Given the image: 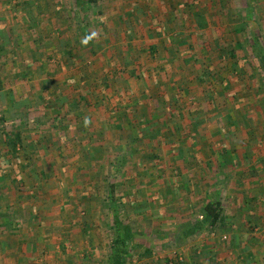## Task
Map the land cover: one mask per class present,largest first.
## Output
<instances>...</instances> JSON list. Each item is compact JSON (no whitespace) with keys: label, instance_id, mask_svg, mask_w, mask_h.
<instances>
[{"label":"rangeland","instance_id":"obj_1","mask_svg":"<svg viewBox=\"0 0 264 264\" xmlns=\"http://www.w3.org/2000/svg\"><path fill=\"white\" fill-rule=\"evenodd\" d=\"M253 30L264 45V0H0V112L22 137L0 131V263L23 241L21 264H101L116 200L128 264H264V72L212 63L214 36L250 52ZM210 197L223 217L195 230Z\"/></svg>","mask_w":264,"mask_h":264},{"label":"trees","instance_id":"obj_2","mask_svg":"<svg viewBox=\"0 0 264 264\" xmlns=\"http://www.w3.org/2000/svg\"><path fill=\"white\" fill-rule=\"evenodd\" d=\"M86 1L89 3L97 2V0H86ZM249 11H251V10L249 9ZM252 11L254 14V12L256 11L255 8H253ZM206 15L207 14L203 11V8L198 7L191 14V17H192L191 22L193 24H196V26H198L200 28L203 27V29L206 30L210 26V22H209ZM231 28H232L233 32L236 34L240 33L238 30H242V31L244 30L243 29L244 27L242 25H240V26L236 25L235 26L233 24V26ZM88 34H89V31H87L85 36H87ZM212 35L214 36V33ZM250 38H251L250 40L253 42V44H252L253 50H252V48H250V52H249L248 49L245 47L246 43L244 44L243 41H235L234 45L232 47L226 48L225 45H224V47H222V43L221 42L219 43L220 39H217L214 36L213 42H215L216 44L213 45L212 49L217 47L220 49V53H219V55L215 56V58L216 57L219 58V61L215 63V61L212 60V63L215 64L214 67H216L217 63H220L223 61H226L223 63V65L227 64V66H226L227 70H225L224 73L222 74L225 76L222 77L221 82L225 78L228 79L229 74H231V73H229V74L226 73L229 70V68H232L231 70H234V68H235L236 72L232 73V75H234L236 73L237 74L236 76L248 74L251 71L253 72L254 69H256L257 71L259 70V71L264 72V68L262 67V64L264 65V45L262 43H260V41H259V39L261 38L260 33L253 30L252 34L250 35ZM183 41L185 42V40H181V39L178 40V38L173 37V43H175L177 45H180L181 42H183ZM224 43H225V41H223V44ZM191 44L193 45L194 43L192 42ZM210 45H212V43ZM238 47L245 48L246 55L248 57H250L249 59H251V61H249L247 63V66H248L247 69L245 67H243V64H241V69L237 71V67L239 66L238 63H236V62L234 63V61L232 63H230L228 61L230 59L236 58V55L238 53ZM150 48H152V47H150ZM152 50H154V49L152 48ZM210 57H211V59L214 58L213 56H210ZM252 59H254V60H252ZM254 63H256L257 65H255ZM229 72H230V70H229ZM155 74H158V73H155ZM214 74L215 73H213L211 75V78L213 79V81L219 82L218 78H220L222 75H219V77L216 79V77H213ZM134 75L140 76L142 74L136 73ZM221 82H219V83H221ZM227 82H228V80H227ZM222 85H225V83ZM228 85L229 84L226 83V88H228ZM230 88H231V86H230ZM133 111H134V113H136L137 108H135ZM174 114L176 115L177 112H174ZM175 115L173 118H176ZM132 117L133 116L130 115V113H128L127 117L125 116L124 118L126 119V121L130 120V123H131V121H133V120H131ZM138 119H140L139 115L136 117V126L141 125V128H142V126L144 124H140ZM6 120H7L6 116L4 114H1V112H0V131H2V136L4 139L3 142L7 146V150L10 148L16 152V144L22 143L21 131L15 130V129L6 130ZM143 120L144 121H142V122L145 123L144 126L146 127L147 122L145 121V118ZM159 124H160L159 121L155 120L154 125H159ZM132 125H135V124H132ZM111 185L114 186L115 184L112 183ZM114 189L115 188H112L111 191H113ZM112 199H114V197H112ZM113 208H114L113 210H114V214H115L114 219H113V227L115 226L116 234H115L114 238L112 239L110 245L107 247L108 253L105 256L100 257L101 264H128V261L130 260V256H131L130 254L132 251H134V247H135V244L133 243L134 238H133V235H131L132 231L128 227H126L123 223H121L120 219L116 216V213L118 211L117 210L118 209V203L116 200H115V203L113 205ZM202 210L204 213V217H203L201 222L196 224V226L194 227L195 230L197 227H202L205 224H209V223L215 224V223H217V221L221 220L223 217V214H222L223 210L221 208V201L218 199L215 200V199H211V197L208 198L207 201L205 202V204L203 205ZM151 250L152 249L151 248L149 249V247H148L145 249V253L148 255H151V253H152ZM175 264H177V261L175 262Z\"/></svg>","mask_w":264,"mask_h":264},{"label":"crops","instance_id":"obj_3","mask_svg":"<svg viewBox=\"0 0 264 264\" xmlns=\"http://www.w3.org/2000/svg\"><path fill=\"white\" fill-rule=\"evenodd\" d=\"M51 166H52V163H49L47 165V167H44L42 169H47V168H50ZM37 184H39V182ZM31 197L33 198V201L35 202L36 201L35 197H33V196H31ZM30 215H31V217H33V214L30 213ZM39 227L40 226L38 224H35L32 230L33 231L34 230H37V229H39ZM41 232H42V234H46V235H44L43 240H46V239L51 238V237H53L52 239H54L55 237L57 238L60 235V233H61L59 231V227L58 226H54V225L51 226V227L50 226H46L44 229H42ZM28 241H26V242H28ZM17 242L18 243L15 245V247H13L12 252L10 253L13 256V258L11 260L12 262L7 261L5 259L4 260V263H0V264H21V255H24V254H25V256L27 255L28 257L29 256L33 257V255H29L30 253L28 251H25L26 253L25 252H22L24 250L23 246H26L27 243H26V245H23L24 244L23 241H20V242L17 241ZM20 243H22V244H20ZM32 243H33V240H32ZM37 243H38V241H37ZM39 244H41V243L39 242ZM44 244H47V243H44L43 242V246H44ZM34 245L36 246V242L32 244L33 247H35ZM33 249L35 250V248H33ZM34 257H36V256H34ZM200 262H202V260ZM71 263H68V264H71ZM53 264H57V263L55 262ZM196 264H199V263L197 262Z\"/></svg>","mask_w":264,"mask_h":264},{"label":"clouds","instance_id":"obj_4","mask_svg":"<svg viewBox=\"0 0 264 264\" xmlns=\"http://www.w3.org/2000/svg\"><path fill=\"white\" fill-rule=\"evenodd\" d=\"M84 43H87V40H85Z\"/></svg>","mask_w":264,"mask_h":264}]
</instances>
